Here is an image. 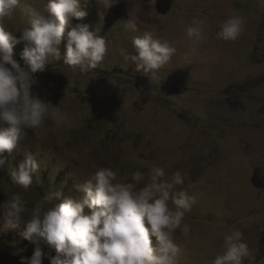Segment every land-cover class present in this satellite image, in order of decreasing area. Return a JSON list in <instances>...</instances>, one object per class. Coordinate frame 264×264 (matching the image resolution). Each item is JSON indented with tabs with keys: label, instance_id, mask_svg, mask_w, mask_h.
Wrapping results in <instances>:
<instances>
[{
	"label": "rangeland",
	"instance_id": "obj_1",
	"mask_svg": "<svg viewBox=\"0 0 264 264\" xmlns=\"http://www.w3.org/2000/svg\"><path fill=\"white\" fill-rule=\"evenodd\" d=\"M21 4L11 19L0 18V26L17 37L30 27L23 7L42 10L43 0ZM80 9L87 14L73 24H86L104 37L108 51L86 76L62 59L35 74L32 93L67 112L69 122L56 127L48 119L36 130L38 136L25 129L17 149L0 153V203L13 192L22 194L29 211L49 191L61 193L55 203L78 199L83 193L76 185L101 167L129 181L132 172L147 174L153 166L169 175L180 170L186 175L177 187L195 203L184 216L191 225L189 237L179 229L175 233L176 264H212L223 251V237L234 230L243 233L251 254L243 264H264V251L257 246L264 238V0H119L108 9L81 0ZM232 16L243 19L241 34L234 41L218 39L220 25ZM193 19L205 21V38L195 46L185 33ZM69 30L58 45L61 53ZM151 30L176 48L156 82L120 54V49L134 52L132 37ZM22 50L23 43L13 46L14 59L21 60ZM27 154L39 170L24 193L12 184L10 173ZM168 206L175 210L171 201ZM85 212L90 210L85 207ZM22 230L23 225L7 230L0 225V264H21L11 254V241L31 256L36 244L23 238ZM42 264H50L49 259Z\"/></svg>",
	"mask_w": 264,
	"mask_h": 264
},
{
	"label": "clouds",
	"instance_id": "obj_2",
	"mask_svg": "<svg viewBox=\"0 0 264 264\" xmlns=\"http://www.w3.org/2000/svg\"><path fill=\"white\" fill-rule=\"evenodd\" d=\"M91 2L83 0L85 5ZM94 2L108 9L119 0ZM80 4L81 0H43L42 10L23 7L30 27L21 29L18 37L0 26V153L17 149L25 129L36 134L48 119L56 127L69 122L67 112L32 93L36 73L44 72L51 60L62 59L73 72L86 76L104 60L106 39L90 31L86 24H73L74 18L79 20L87 14ZM21 6V0H0V18L11 19ZM243 23L241 17L228 18L216 37L236 40ZM204 25V20L193 19L186 26L185 33L193 46L204 40ZM128 26L135 28L136 24L129 21ZM66 27L70 30L61 53L58 45ZM18 43H23L20 61L13 56V46ZM132 47L131 53L120 49L121 56L151 82L159 80V70L176 52L168 40L156 38L155 30L132 37ZM3 164L0 157V166ZM38 170L34 156L27 154L11 171V182L27 193ZM130 175V181L127 177L117 180L113 169L98 168L82 185H76L83 193L80 198L64 197L55 203L61 193L49 191L34 200L35 207L30 211L22 203L20 192L10 196L6 193L8 199L0 203V225L5 230L23 225L20 235L36 244L27 257L22 255L26 247L11 241V254L19 256L21 264H42L44 257L50 264H176L180 246L175 242V233L179 229L181 235L189 237L191 225L184 222V216L195 203L194 197L177 187L184 183L186 174L177 170L169 175L163 168L153 166L147 174L137 170ZM169 201L175 210L169 208ZM85 207L90 212L86 213ZM151 237H155V247ZM242 237L240 230L226 234L223 251L212 264H243L251 254ZM41 244L54 249L56 255L43 251Z\"/></svg>",
	"mask_w": 264,
	"mask_h": 264
},
{
	"label": "trees",
	"instance_id": "obj_3",
	"mask_svg": "<svg viewBox=\"0 0 264 264\" xmlns=\"http://www.w3.org/2000/svg\"><path fill=\"white\" fill-rule=\"evenodd\" d=\"M261 233L262 235H264V230L261 229ZM258 248L260 251H264V238H260V240L258 241V244H257Z\"/></svg>",
	"mask_w": 264,
	"mask_h": 264
},
{
	"label": "crops",
	"instance_id": "obj_4",
	"mask_svg": "<svg viewBox=\"0 0 264 264\" xmlns=\"http://www.w3.org/2000/svg\"><path fill=\"white\" fill-rule=\"evenodd\" d=\"M260 229L264 230V207H263V212H262L261 220H260Z\"/></svg>",
	"mask_w": 264,
	"mask_h": 264
}]
</instances>
